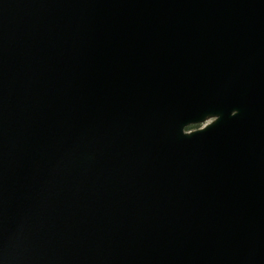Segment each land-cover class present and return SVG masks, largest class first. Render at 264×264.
<instances>
[{
  "label": "water",
  "instance_id": "obj_1",
  "mask_svg": "<svg viewBox=\"0 0 264 264\" xmlns=\"http://www.w3.org/2000/svg\"><path fill=\"white\" fill-rule=\"evenodd\" d=\"M0 264H264V0H0Z\"/></svg>",
  "mask_w": 264,
  "mask_h": 264
},
{
  "label": "rangeland",
  "instance_id": "obj_2",
  "mask_svg": "<svg viewBox=\"0 0 264 264\" xmlns=\"http://www.w3.org/2000/svg\"><path fill=\"white\" fill-rule=\"evenodd\" d=\"M207 122H209V121H207ZM200 126H201V125H200ZM200 126H198V127H200ZM198 127L196 126V127L192 128V129H197ZM201 127H202V126H201Z\"/></svg>",
  "mask_w": 264,
  "mask_h": 264
}]
</instances>
